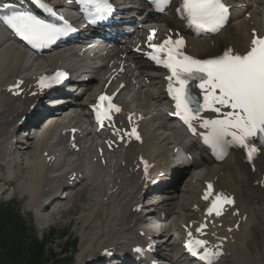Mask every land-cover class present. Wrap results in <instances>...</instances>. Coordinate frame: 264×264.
Listing matches in <instances>:
<instances>
[{
    "label": "bare ground",
    "instance_id": "1",
    "mask_svg": "<svg viewBox=\"0 0 264 264\" xmlns=\"http://www.w3.org/2000/svg\"><path fill=\"white\" fill-rule=\"evenodd\" d=\"M66 1L57 0L55 3L64 14L70 9L69 6H65ZM114 1L123 4L130 0ZM225 1L232 5L230 22L213 38H190L172 15L158 16L154 24L159 28L160 33L165 32V26L166 30L183 32L187 40L186 49L193 56L212 57L229 47L233 51L245 53L251 39L249 31L264 30V4L260 0ZM240 3H246L245 11L239 7ZM244 13L250 14L249 20H242ZM147 22V25L153 24ZM105 50V47L100 45L84 52L80 47H69L53 51L52 54H46L47 56L44 55L40 59L0 31V176L3 178L0 197L20 194L21 199L26 200V210L34 212L41 231L49 226L62 224L72 215L76 216L73 219L74 229H80L77 232L80 247L72 264H82V262L93 264V261L103 260L100 253L108 248L117 255L128 256L131 247L142 241L139 232H134V228L137 225H147L148 222L132 210L139 204L146 209L144 207H153L155 203H148L153 196L143 190L141 172L136 170L138 156L146 158L150 163L155 159L163 158L166 161L165 167H173L170 161L175 155L169 152L167 146L177 147V142L180 140V135L165 137L163 132L159 133L163 129L170 130L169 124L172 123L166 117L162 118L161 110L157 109L160 107L159 103H165L162 76L154 72L151 65L141 57L129 54L126 62L127 73L123 81L126 84L125 90L130 92V96L127 99H120L119 102L127 113H141L146 117L141 122L143 143L130 145L124 153L106 154L102 157L106 161L104 167L94 163V155H91L98 147L95 140L102 135H95L86 115V104L79 101V98L86 96V101H89L94 92L102 91L106 82L105 77L109 78L111 71L118 68L116 65L109 68L110 62L114 60L120 63L123 60L122 56L127 53L125 48L119 53L112 51L104 53ZM106 59L108 61L101 68L94 69L96 60ZM62 63H66V67L75 74L76 78L87 77L89 80L82 85L81 88L84 90L79 98H75L71 104V95H69L66 104L61 106L58 112H52L48 127L42 128L43 122L40 123V119L33 121L32 125L37 126V131L28 134L22 143L17 140L20 134L18 129L27 122L23 123L22 117L29 118L28 114H33L30 106L36 99L30 98L29 93L38 90L41 73L55 64ZM129 63L139 67L142 74L140 77L135 75L129 77L132 73ZM55 68L58 67H52V70ZM17 79L24 82L21 88L24 94L22 97L12 98L7 93V89L15 86ZM148 80L152 82L150 86H147ZM116 86L117 84L114 83L110 89ZM147 110L158 111L155 117L147 120V115L151 114V111L147 112ZM155 121H158L156 126H154ZM70 128H77L84 134L83 137L80 135L70 137L80 147L78 152L68 150L69 135L61 133L70 131ZM23 133L26 134V131ZM154 139L159 141L158 145L153 141ZM186 150L199 153L200 158L198 160L194 156L195 161L192 162L184 159L182 155L177 158L184 172L191 173L190 181L179 202L177 204L173 202L179 199L175 193L177 189H173L174 183L171 186L162 184V188L158 187L161 200L156 205V210L160 211V215L164 216L165 220L158 227L162 242L156 247V252L161 254L167 251V254L162 253L161 256L170 264H186L183 256L177 251L176 244L170 242V239L178 237L182 225H188L197 218L202 219L201 216L197 217L196 211H191V207L198 203L201 189L198 195L196 190L199 183L214 181L216 178L218 182L217 184L215 181L216 189L221 191L228 189L230 194H234V209L239 211L237 216H232L230 213L225 218L222 228L216 227L212 230L216 235L227 239L224 245L225 255L217 264H264V154L257 159V168L252 173L242 163V157L238 153L231 154L220 166L211 168L209 165L213 162L193 140L189 142ZM47 157L53 162L46 164ZM162 161L160 159L156 161L153 173H157V168L158 170L164 168L161 166ZM179 172L181 171L175 169L174 177L183 174ZM73 176L77 180V183L73 182L74 185L69 184ZM249 183L253 186L251 188L253 192L246 187ZM254 183H257V186H254ZM62 189L70 190L65 194V198H61L60 195ZM171 189L174 191L171 192ZM45 200L49 203L43 206ZM181 210L184 212L182 213ZM200 211L202 213V210ZM174 215L180 217L173 219L169 226L165 225L166 220L173 218ZM244 216L245 219L242 220ZM238 219L240 221L237 231L227 232V227H232ZM200 222L201 220H198L197 224ZM172 231L173 233L170 234ZM255 242L256 248L251 250L250 246Z\"/></svg>",
    "mask_w": 264,
    "mask_h": 264
},
{
    "label": "snow or ice",
    "instance_id": "2",
    "mask_svg": "<svg viewBox=\"0 0 264 264\" xmlns=\"http://www.w3.org/2000/svg\"><path fill=\"white\" fill-rule=\"evenodd\" d=\"M80 2L93 9L96 19H101L112 11L107 0H80ZM153 2L158 10L163 11L170 0H153ZM181 11L197 28L214 32L223 25L227 9L221 0H182ZM0 20L34 46H47L68 30L67 26L62 29L55 24L45 22L31 12L18 11L7 4L0 7ZM183 44V39L165 41L164 45L155 50L157 54L150 57L170 70L172 74L168 78L170 81L175 78V84L178 86L173 88V85L169 84V93L176 102L175 115L180 116L189 127H192L191 121L199 119L203 110L219 113L222 108L230 109L223 113V119L203 121L201 126L210 129L205 140L213 146H219L221 143L239 145L248 150V157L251 159L252 154L257 151L255 143L252 142L253 138L264 143V38H254L253 47L246 55L233 54L232 50L228 49L215 59H194L184 55L179 50ZM165 48L167 59L162 60L158 53ZM63 75V73L57 74V76ZM45 79L47 78H42L40 82L42 88L46 86ZM192 81H198L196 87L203 95V103L193 95L190 87ZM100 100L109 101L108 110L103 113L104 118L111 119L108 112L112 109L116 112L120 111L110 103V97L101 96ZM97 120H101L100 111H97ZM129 135L139 139L135 128ZM227 137H231V140H226ZM145 172L147 173L146 164ZM207 198L206 195L205 199ZM219 203L231 204L233 201L217 196L208 213L211 214L215 210L219 215L220 209L217 207ZM189 236L191 237V233ZM207 243L204 240H195L190 241L186 247L192 255L211 264L213 254L207 249ZM196 248L203 249V253L195 250ZM136 251L139 253L141 249L137 248Z\"/></svg>",
    "mask_w": 264,
    "mask_h": 264
},
{
    "label": "trees",
    "instance_id": "3",
    "mask_svg": "<svg viewBox=\"0 0 264 264\" xmlns=\"http://www.w3.org/2000/svg\"><path fill=\"white\" fill-rule=\"evenodd\" d=\"M51 239L37 242L18 209L0 203V264H43Z\"/></svg>",
    "mask_w": 264,
    "mask_h": 264
},
{
    "label": "rangeland",
    "instance_id": "4",
    "mask_svg": "<svg viewBox=\"0 0 264 264\" xmlns=\"http://www.w3.org/2000/svg\"><path fill=\"white\" fill-rule=\"evenodd\" d=\"M243 20V19H242ZM56 52V51H55ZM52 54V53H51ZM47 55H50V54H47ZM46 55V56H47ZM44 56V55H43ZM39 58H41V57H39ZM56 65V64H55ZM54 65V66H55ZM57 66H62V65H56L55 67H57ZM53 67V66H52ZM136 75V74H135ZM142 75V74H141ZM152 83V82H151ZM128 94V95H127ZM124 97L123 98H126L127 99V97L128 96H130V92L128 91L127 93H125L124 95H123ZM82 101L83 102H85V98H83L82 99ZM161 109H164L163 107H161ZM150 110H147V112H149ZM165 115V114H164ZM164 115H163V117H164ZM154 127V126H153ZM164 130V129H163ZM163 130H160L159 131V133H161L162 134V132H163ZM153 141H155V142H157L156 141V139H154ZM41 155V154H40ZM90 158H91V156H90ZM90 158H89V160H90ZM158 161H159V159H158ZM210 167V166H209ZM211 168H214V167H211ZM190 174V175H189ZM188 174V172H187V174L185 173V174H181L178 178H177V180L174 182V188L173 189H177L176 191H175V193H177V195H178V197L177 198H179V199H176L175 201H173L174 203H178L179 202V200H180V198L183 196V192H184V190H186V187H187V184H188V182L190 181V176H191V173H189ZM1 179H3L2 178V176H0V186H1V188H2V181H1ZM201 185H202V182H201ZM199 186V185H198ZM246 187L248 188V190L250 189L251 190V188H253V186H252V184L251 183H249V184H246ZM202 189V188H201ZM174 190H172L171 189V192H173ZM198 191V189L196 190V192ZM252 191V190H251ZM253 192V191H252ZM172 194V193H171ZM64 194H62L61 196H63ZM181 195V196H180ZM187 197H188V195H187ZM253 197H255V196H253ZM255 200H258V199H255ZM0 201L1 202H9V201H12V202H10L11 204H16V205H20V207H21V211H22V214L24 215V216H30V218H32V220H33V222H34V225H33V227H34V230H35V233H36V236H37V238L38 239H43V235H45V234H47V232L50 230V229H54L57 233H63V234H65V235H68L70 238H73V239H76V241H77V243H78V245H79V238H78V236H77V232H79V230L78 229H74V227H75V225H74V221H73V219L76 217V216H74V215H72V216H70V217H68L67 219H65L64 220V222L62 223V224H55L56 226H53L52 225V227L51 228H46V229H44L43 231H41L40 230V225L36 222V220L34 219V212H29V211H27L26 210V208H25V204H26V200L25 199H21V195L19 194V195H3V196H1L0 197ZM24 205V206H23ZM194 206V205H193ZM192 206V207H193ZM191 207V208H192ZM181 212L183 213L184 211L183 210H181ZM186 213H188V212H186ZM178 217H180V216H177V215H174V217L173 218H171V219H169L168 221V225H170V223H171V221L173 220V219H176V218H178ZM70 221H72V222H70ZM50 227V226H49ZM40 231L42 232V233H40ZM65 241V239L63 240V242ZM63 242L62 241H58L57 242V245H56V247L58 248V246H60V245H63ZM171 242H173L172 241V238H171ZM258 243V242H257ZM56 244V243H55ZM252 246V247H251ZM250 246V249L251 250H254L256 247V242L253 244V245H251ZM176 247H177V251H179V247H178V245H176ZM91 259H93V256L91 257ZM99 260V259H98ZM72 262H74V260L72 261ZM97 261H93V264L94 263H96ZM88 264V263H87ZM90 264V263H89Z\"/></svg>",
    "mask_w": 264,
    "mask_h": 264
}]
</instances>
